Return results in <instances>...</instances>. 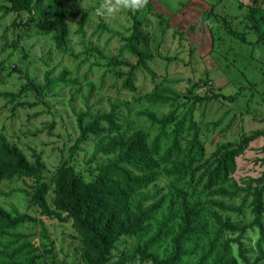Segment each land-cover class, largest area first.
<instances>
[{"label":"rangeland","instance_id":"374dc122","mask_svg":"<svg viewBox=\"0 0 264 264\" xmlns=\"http://www.w3.org/2000/svg\"><path fill=\"white\" fill-rule=\"evenodd\" d=\"M58 1L68 28L66 44L60 48L54 32L25 25L27 14L4 15L0 10V137L29 163L34 155L39 157L44 182L51 185L64 162L91 182L95 169L112 159L92 160L96 145L120 134L131 137L140 132L149 148L159 139V155L154 157L159 163L173 146L177 130L178 153L159 165L158 170L166 171L187 153L185 162L196 158L200 165L217 159V151H232L246 138L264 133V42L246 21L245 5L251 0H150L147 9H122L112 18L95 15L103 0ZM40 6L48 23L45 0ZM260 6L264 14V2ZM2 7L10 5L0 0ZM134 24L139 25L136 34ZM15 69L18 72H12ZM47 75L50 81L63 77L62 82L40 95L22 90L28 80L43 87ZM5 93L16 97H3ZM214 95L233 102L213 100ZM111 112L114 130L101 123V136H90L74 148L79 135L76 115L88 114L86 125L93 116ZM160 120L167 121L164 131ZM199 175L191 181L188 176H162L137 194L145 202L143 208L163 199L162 205L139 233L117 242L107 264H151L133 257L134 251L157 232L172 200L177 218L164 228L170 236L147 250L160 260L171 256V238L179 222L178 191L198 206L203 231L186 244L188 255L181 264H197L217 233L212 255L221 254L223 244L237 264H264L252 205L264 183V137L243 147L223 182L208 188L206 180L198 182ZM261 178L263 183H257ZM36 186L28 178L0 186V208L13 218L30 219L0 236V264H84L72 222L43 217L31 200ZM46 199L54 210L53 195ZM261 203L264 211V196ZM261 223L264 231V212Z\"/></svg>","mask_w":264,"mask_h":264},{"label":"trees","instance_id":"16d2710c","mask_svg":"<svg viewBox=\"0 0 264 264\" xmlns=\"http://www.w3.org/2000/svg\"><path fill=\"white\" fill-rule=\"evenodd\" d=\"M5 1L10 7L0 9L4 15L27 14L29 16V20L25 23L27 27L33 25L34 28L39 30L41 28L46 33L54 32L56 46L58 48L65 46L68 28L64 7L58 0H45L49 9L48 23L43 17L44 10L40 6L41 0ZM149 2L150 0H146L141 9H147ZM262 2L264 0H251L245 5L246 21L260 43L264 42V14L261 13L262 8L260 6ZM35 18L39 20L40 24ZM134 18H136V14ZM138 29L139 25L134 24V34L138 32ZM130 43L131 41H129ZM130 49L132 50V47ZM12 72H18V70L15 69ZM62 79L63 77H59L50 81L47 75L43 87H39L27 78V87L22 90H30L34 94L40 95L44 90H49L58 85ZM3 97L14 98L16 95L5 93ZM211 99H224L233 102V98L219 95H214ZM199 100L195 99V101ZM86 118H89L88 114L76 115L79 135L74 148L86 142L90 136H101L103 134L100 127L101 123L107 124L111 130L116 128L113 123V112L109 115L93 116L91 122L85 125L84 120ZM166 122V120L158 121L162 131L165 130ZM176 135L177 130L174 131L173 146L164 152L159 163L154 160V157L159 155L160 146L157 143L159 139L149 148L146 146L144 135L140 132L131 137L123 134L117 135L106 144L99 142L91 157L92 160H95L97 156L112 159L107 165L95 169L91 182H86L79 174L75 173L69 164L64 162L57 169L51 185L42 180L43 167L38 156L34 155V162L31 164L17 148L9 146L4 138L0 137V186L15 178L33 179L37 186L32 193L31 200L39 208L41 215L58 222H72V228L81 239L84 264H107L110 253L116 249L117 242L122 238L139 233L143 226L152 220L162 205L163 199L150 207L143 208L145 202L137 194L155 184L162 176L166 178L175 177L177 180H183L188 176L191 181L198 173H200L198 182L201 183L206 180V186L211 188L213 185L223 182L232 173L234 159L241 154L243 147L248 146L257 137H264V133H258L253 137L246 138L232 151L227 149L217 151L219 152L217 159L205 161L200 165H196V158H191L185 162L189 157L187 153L179 159V162L172 163L173 167L170 170L160 171L158 170L159 165L168 163L175 152L178 153ZM163 137L164 135H160V138ZM193 140L195 141V138ZM260 180L256 182L263 183L262 178ZM49 193L53 195L52 206L54 210H51L47 203L46 197ZM262 196H264V183L263 187L253 195L252 201L255 217L253 224L260 231V242L264 244V231L261 223L264 212L261 203ZM177 197L179 222L177 223V231L171 238V256L160 260L157 256L147 254V250L170 236L164 232V228L172 224L177 218V213L174 212L176 205L172 200L168 204L166 215L158 225L157 232L143 244L142 248L135 249L133 257L151 264H181L182 259L188 255L185 248L186 244L191 243L193 238L200 237L203 233L199 226L201 211L196 204H190L187 201L185 193L178 191ZM134 200L137 201L132 204L131 201ZM27 221L29 222L30 219L24 216L13 218L0 208V236L7 231L15 230ZM219 237L220 235L217 233L214 241L208 243L207 251L201 255L197 264H205L207 261L209 264H237L234 258L229 257L227 245L222 244L220 246L221 254L212 255L214 242ZM258 253L263 256L260 246H258ZM258 262L259 259L256 260V263Z\"/></svg>","mask_w":264,"mask_h":264},{"label":"clouds","instance_id":"9594fccd","mask_svg":"<svg viewBox=\"0 0 264 264\" xmlns=\"http://www.w3.org/2000/svg\"><path fill=\"white\" fill-rule=\"evenodd\" d=\"M146 0H103L95 10V15L103 18H112L123 10H137L142 8Z\"/></svg>","mask_w":264,"mask_h":264}]
</instances>
